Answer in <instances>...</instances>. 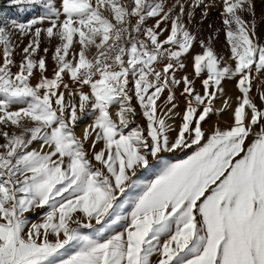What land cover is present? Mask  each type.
Here are the masks:
<instances>
[{"label":"snow or ice","instance_id":"6c2138e0","mask_svg":"<svg viewBox=\"0 0 264 264\" xmlns=\"http://www.w3.org/2000/svg\"><path fill=\"white\" fill-rule=\"evenodd\" d=\"M11 3L43 12L0 23V264H264V109L250 95L264 46L242 15L251 0H222L233 63L222 66L201 42L192 77L180 79L196 40L185 16L191 22L205 0L187 10L176 0L167 11L165 0ZM15 33L30 37L19 53ZM42 38L58 42L51 77ZM234 78L241 96L232 125L206 133L222 82ZM181 84L185 109L173 129ZM165 91L166 110L157 103ZM84 116L92 123L80 138ZM188 149L185 159H165ZM153 163L155 178L139 182ZM37 209L45 211L33 223L25 214Z\"/></svg>","mask_w":264,"mask_h":264},{"label":"rangeland","instance_id":"374dc122","mask_svg":"<svg viewBox=\"0 0 264 264\" xmlns=\"http://www.w3.org/2000/svg\"><path fill=\"white\" fill-rule=\"evenodd\" d=\"M181 2H185V0H181ZM176 3V0H165V11L168 8H171ZM192 0H186V10L191 6ZM207 5V7H205ZM223 11V3L222 0H205V3L198 8L194 9V14L191 22L188 21L187 16H185V23L187 24L188 29L191 33L196 37V40L193 43L192 48L189 53L182 57L183 63L186 67L182 70L177 71L176 76L177 79L182 78L185 75L192 77L193 72V59L195 55L202 54L204 48L201 44L203 42L204 46H211L215 53L223 57L221 61L222 66L226 64H232L233 62L230 60V51L229 46L226 42L225 36V27L222 23L223 17L221 13ZM43 10L39 6H25V5H15L11 3V0H0V23H4L10 20H17L19 22L26 23L31 19L38 18L42 14ZM175 12H179V8L175 9ZM243 18L249 23L251 26L254 22V32L255 35L253 37V41L258 43L261 46H264V0H251V12H245L242 14ZM159 17L156 18H148L145 21L146 27H151L156 23ZM47 27V24L44 25ZM161 27H168L170 29V21L166 24H162ZM167 32L164 36H167ZM162 39L164 37H161ZM30 37L20 38L19 33H15L14 41L18 43L19 47L17 52L28 43ZM43 42L41 44V50L39 55L43 56V48H49V52L47 54V72L46 75L51 77L53 75V66L55 61L52 59V55L54 52V48L58 43L56 40H53L51 43L47 41L46 38H42ZM76 49L79 50V45H75ZM92 55L95 54V49H92ZM15 59L19 62L20 55L17 54ZM234 66V65H233ZM16 68H13V71H16ZM254 79L252 81V91L250 95L253 97L254 102L258 107L264 109V101H261L259 96L261 92H264V74H253ZM194 78V77H193ZM39 74L32 78L31 83L34 85L38 82ZM65 79H68L65 77ZM69 83H71L69 81ZM222 87L224 89L223 96L215 99L213 101V107L215 108V112L210 114L207 118L206 122L203 123V128L206 133H211V131L215 127H219L221 129H226L230 127L233 123V111L237 106V97L241 96V93L237 87V79H225L222 82ZM196 89L197 91L202 92V86L200 80H196ZM183 90V85L181 84L179 87L174 89L176 95V103L178 107L174 110L178 115H174L172 119L167 122L171 125L173 129H177L181 123V117L185 109V98L181 95ZM84 91H88L87 88ZM167 91L161 94L160 100L157 102L161 104L166 110L170 105H165L164 101L167 99ZM225 99L229 101V106H225ZM135 104V102H134ZM137 112H140L138 104L136 105ZM113 119H117L115 116L116 108L111 110ZM162 114V113H161ZM92 123L91 116H84L78 122L74 129L76 135L80 138H83L84 129L86 125ZM135 125L144 126L146 121L144 120L142 115H137L134 120ZM170 135H174V133H170ZM3 141L0 140V143ZM33 147H39L38 144L33 145ZM86 148H90L89 144H85ZM102 147V144L97 145V150ZM192 149H188L186 152H176V153H168L165 154V159L169 162H177L181 159H185L187 155L191 154ZM89 158H91V150H89ZM95 164L96 162L93 161ZM99 165H97L98 167ZM159 171V166L153 163L152 167L147 170H141L138 172L139 182L148 183L155 178V175ZM130 210V209H129ZM44 209H37L34 212L30 211L25 215L28 219L33 222H40V216L43 214ZM99 227V226H97ZM82 232L85 234H91L90 230L82 229Z\"/></svg>","mask_w":264,"mask_h":264},{"label":"built area","instance_id":"2783aa9c","mask_svg":"<svg viewBox=\"0 0 264 264\" xmlns=\"http://www.w3.org/2000/svg\"><path fill=\"white\" fill-rule=\"evenodd\" d=\"M135 21H133V23H134ZM95 55V54H94Z\"/></svg>","mask_w":264,"mask_h":264}]
</instances>
